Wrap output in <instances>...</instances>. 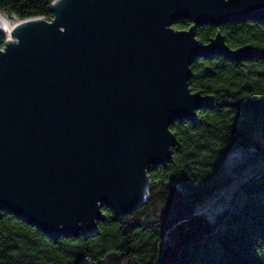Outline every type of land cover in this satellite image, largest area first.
<instances>
[{"label": "water", "instance_id": "obj_1", "mask_svg": "<svg viewBox=\"0 0 264 264\" xmlns=\"http://www.w3.org/2000/svg\"><path fill=\"white\" fill-rule=\"evenodd\" d=\"M53 19L0 13V212L52 239L89 236L148 196L180 120L213 98L189 89L196 58L242 61L195 26L264 20V0H54ZM192 27L176 31L173 24ZM4 32V33H3Z\"/></svg>", "mask_w": 264, "mask_h": 264}, {"label": "trees", "instance_id": "obj_2", "mask_svg": "<svg viewBox=\"0 0 264 264\" xmlns=\"http://www.w3.org/2000/svg\"><path fill=\"white\" fill-rule=\"evenodd\" d=\"M53 1L0 0V13L51 21ZM194 32L202 43L221 33L230 49L250 46L254 56L194 59L189 89L213 104L196 122L171 125V161L150 166L144 203L120 218L105 206L93 234L57 239L0 212V264H264V20Z\"/></svg>", "mask_w": 264, "mask_h": 264}, {"label": "rangeland", "instance_id": "obj_3", "mask_svg": "<svg viewBox=\"0 0 264 264\" xmlns=\"http://www.w3.org/2000/svg\"><path fill=\"white\" fill-rule=\"evenodd\" d=\"M211 206H212V205L208 203V204H205L202 208H203L204 210H209V211H210V210H211Z\"/></svg>", "mask_w": 264, "mask_h": 264}, {"label": "bare ground", "instance_id": "obj_4", "mask_svg": "<svg viewBox=\"0 0 264 264\" xmlns=\"http://www.w3.org/2000/svg\"><path fill=\"white\" fill-rule=\"evenodd\" d=\"M4 33V32H3Z\"/></svg>", "mask_w": 264, "mask_h": 264}]
</instances>
